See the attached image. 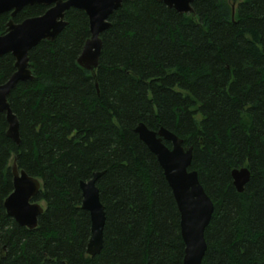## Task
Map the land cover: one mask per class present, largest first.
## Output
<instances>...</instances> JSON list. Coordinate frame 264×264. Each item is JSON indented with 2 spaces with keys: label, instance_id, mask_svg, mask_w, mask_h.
<instances>
[{
  "label": "trees",
  "instance_id": "obj_1",
  "mask_svg": "<svg viewBox=\"0 0 264 264\" xmlns=\"http://www.w3.org/2000/svg\"><path fill=\"white\" fill-rule=\"evenodd\" d=\"M192 6L194 16L158 0L124 1L101 35L96 80L78 63L91 35L82 9L67 10L56 39L29 51L34 78L8 96L19 144L0 113V264H184L180 210L135 130L140 122L193 147L190 168L214 202L203 264H264V0H238L234 19L230 0ZM47 9L28 5L14 21ZM10 18L0 14V35ZM15 62L0 57V84ZM14 162L42 184L33 229L5 207ZM243 166L251 177L240 192L232 171ZM97 171L106 223L103 248L91 256L80 182Z\"/></svg>",
  "mask_w": 264,
  "mask_h": 264
},
{
  "label": "water",
  "instance_id": "obj_2",
  "mask_svg": "<svg viewBox=\"0 0 264 264\" xmlns=\"http://www.w3.org/2000/svg\"><path fill=\"white\" fill-rule=\"evenodd\" d=\"M124 1L127 0H0V14L10 12L11 15L6 32L0 35V57L12 53L16 58L15 72L0 84V113L6 114L9 137L18 144L21 142L19 119L8 96L18 82L34 78L29 67V51L44 39H56L67 25V10L72 7L82 9L89 17L91 35L85 42L78 63L89 69L96 80L103 47L101 35L111 26L110 16ZM158 1L180 13L195 15L193 0ZM230 1L234 19L238 0ZM36 4L46 5L48 9L41 15L28 17L21 22L14 21L16 14L24 7ZM96 86L98 88L97 81ZM135 130L157 156L173 190L181 214V232L186 244L184 264H203L207 249L205 230L212 219L214 202L200 182L198 172L190 168L193 147L185 146L182 138L165 127L153 130L140 122ZM165 141L171 142L172 146L169 147ZM12 173L13 191L6 198L5 207L8 214L20 225L33 229L37 227L39 215L44 211V206L33 200L41 189V181L24 169H19L16 162L12 164ZM101 175L102 172L97 171L89 180L80 182L82 206L91 215V236L87 246V253L91 256L98 254L104 245L106 211L97 185ZM232 177L235 187L242 192L250 180L251 170L246 166L235 168Z\"/></svg>",
  "mask_w": 264,
  "mask_h": 264
},
{
  "label": "rangeland",
  "instance_id": "obj_3",
  "mask_svg": "<svg viewBox=\"0 0 264 264\" xmlns=\"http://www.w3.org/2000/svg\"><path fill=\"white\" fill-rule=\"evenodd\" d=\"M40 203H41L43 206H45V202H43V201H40Z\"/></svg>",
  "mask_w": 264,
  "mask_h": 264
}]
</instances>
